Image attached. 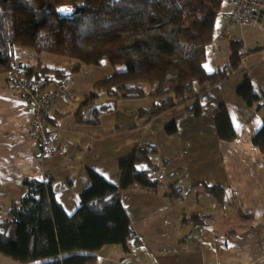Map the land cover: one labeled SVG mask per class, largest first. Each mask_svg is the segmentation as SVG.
<instances>
[{"label": "trees", "instance_id": "1", "mask_svg": "<svg viewBox=\"0 0 264 264\" xmlns=\"http://www.w3.org/2000/svg\"><path fill=\"white\" fill-rule=\"evenodd\" d=\"M67 7L69 13H65ZM232 9L233 0H0V75L9 80V73L18 67L25 81L39 84L36 93L52 94L74 74L108 61L114 72L97 79L92 90L79 95L81 101L74 113L80 121L99 117L121 99L145 98L153 100L152 106L140 107L141 115L151 119L182 105L199 117L204 109L203 93L237 72L244 75L237 94L253 104L260 94L243 67L242 41L231 40L227 63H209L217 25L221 19H230ZM17 47L60 55L70 65L67 69L54 67L41 58L34 63L17 61ZM52 83L55 86L48 88ZM73 87L74 79L70 90L74 91ZM104 95L110 99L107 107L102 105ZM69 101L60 98L52 104ZM52 104L39 112L38 121L32 110L31 127L35 134L41 122L57 147L56 122L48 116ZM214 124L219 139L237 137L224 103ZM165 129L168 135L175 134L177 121L172 119ZM34 139L42 155L43 140ZM253 143L264 153V124ZM156 153L155 145L137 143L131 154L119 161L118 184L89 167L90 184L81 190L80 205L72 213L58 199L59 183L52 176L46 180L26 178L27 192L0 219V253L20 264H90L106 245H121L129 253L141 240L122 192L135 186L149 191L161 187L163 179L152 175V170L159 168ZM170 187L172 194H181L176 183ZM209 188L218 200H225L223 185Z\"/></svg>", "mask_w": 264, "mask_h": 264}, {"label": "crops", "instance_id": "2", "mask_svg": "<svg viewBox=\"0 0 264 264\" xmlns=\"http://www.w3.org/2000/svg\"><path fill=\"white\" fill-rule=\"evenodd\" d=\"M226 19L219 21V34L209 49L212 66L223 65L230 58V51L223 54L218 45L224 31L231 35L230 41L243 43ZM255 32L248 38L251 55L243 61L254 90L260 94L253 104L237 94L244 76L239 72L203 93L201 116H195L186 105L176 108L175 134L168 135L159 119L141 115L140 120L146 117L143 127L135 118L122 130L111 125V136L126 131L127 141L108 135L104 141L100 116L80 121L74 113L76 104L58 102L48 116L56 122V150L60 152L45 160L34 139L29 101L1 74L0 219L27 192L26 178L46 180L52 176L59 183L58 199L69 213L74 212L80 205L81 190L90 184L89 167L118 184L120 159L130 155L137 143L147 142L157 148L154 158L165 172L163 184L157 191L135 186L122 192L141 243L129 253L121 245H106L90 264H264V153L253 143L264 124V32ZM16 60L36 62L18 58L17 52ZM136 101H126L133 105L128 110H136L134 105L152 106L151 102ZM223 103L238 132L232 141L216 135L214 117ZM170 183L181 187V194H172ZM215 184L224 186L225 200H218L210 191L209 186ZM0 264L20 263L0 253Z\"/></svg>", "mask_w": 264, "mask_h": 264}, {"label": "rangeland", "instance_id": "3", "mask_svg": "<svg viewBox=\"0 0 264 264\" xmlns=\"http://www.w3.org/2000/svg\"><path fill=\"white\" fill-rule=\"evenodd\" d=\"M225 7H229L228 3L225 2L224 4ZM71 9V8H70ZM66 11L69 10V7L65 8ZM226 24L229 25V28H231L233 25V32L234 34L238 37L243 39V44H244V50H245V56H249L251 55V51H250V46L248 43V38L250 37V35L256 33L255 31H262L261 29L258 28H246V27H242L239 24H235L232 21H230L229 18H227L226 20ZM264 32V31H262ZM219 34V33H218ZM221 34V33H220ZM224 38H219L218 40V45H220L223 48V54L225 52H229L231 51V46H230V36H228V34L226 33V31H224V34L222 35ZM16 52H17V56L18 58H30L33 59L35 61L39 60L40 58L42 60H44L45 62H47L49 65L54 66V67H59V68H67L70 64H69V60L67 58H64L60 55L57 54H53V53H48V52H44V53H39L36 52L33 49H29V48H24V47H17L16 48ZM25 53V56H24ZM264 54V51L262 52L261 55ZM228 56L229 55H225ZM224 57V55H223ZM114 72L113 67L111 66V64L108 61H104L102 63V65L100 66H91L89 68H86L85 70L80 71L79 73H76L73 75V79H74V87L75 90L72 92L73 94H75V96L72 98L71 96L67 95L68 99L70 100L69 102H72L73 104H76L77 106L80 104V94H82L81 92H83L84 90H88V89H93L95 81L99 78H104L106 76L111 75ZM239 73V72H237ZM236 73V74H237ZM258 75V74H255ZM11 79H9L10 81ZM12 81V80H11ZM73 81H70V83H72ZM88 83L91 84V87L88 86ZM61 87L60 89L55 92V96L50 97L49 95H44V97L46 98V101L49 103H54L55 100L60 99V97L62 95L61 91ZM72 91V90H71ZM80 93V94H79ZM58 97V98H56ZM56 98V99H55ZM102 101H105L103 105V107H107L109 104V100L108 98L102 97L101 99ZM112 101V100H111ZM126 99H121L119 100L114 108H107V110H104L103 113H100V117L103 123V139L104 141H107L109 138H106L105 136H110L111 139H116L118 138L119 140H124L127 141L128 139V133L126 131H121L119 132V136L117 137H112L111 136V132H113L110 127L112 125L113 128H118L120 130L127 128L126 125L133 123L134 121L137 122V124L140 125V127H143L145 125V120L146 117H144L143 119L140 120L141 117V109L140 107L137 108V105H134V108L136 110H128L130 108H132L133 105H131L130 103L126 102ZM152 102L153 100L151 98H145V99H140L137 100L135 103H140V104H144V102ZM68 102V103H69ZM128 104V106H127ZM54 107V104H52ZM140 106V105H138ZM101 107V106H99ZM100 110V109H99ZM98 112V110H97ZM94 117H98L96 115H93ZM36 120H38L39 118H41V113L35 116ZM131 118H135L134 121H131ZM172 119H176L175 117V113L174 110L170 111L168 113H166L165 115H163L161 118H159L160 122H163L162 124V128L165 129V125L167 123H169ZM115 123V124H114ZM122 126H125L124 128ZM42 127V126H41ZM38 127V128H41ZM49 131H52V128L49 129ZM141 130H138L137 132L139 133ZM88 149V147H87ZM192 151V150H190ZM195 151V150H194ZM57 153L60 151H56ZM56 152H54L53 154H56ZM199 154V153H198ZM42 159L45 160L44 157H42ZM160 168V167H159ZM206 168H203L201 170H205ZM161 180V179H160Z\"/></svg>", "mask_w": 264, "mask_h": 264}, {"label": "built area", "instance_id": "4", "mask_svg": "<svg viewBox=\"0 0 264 264\" xmlns=\"http://www.w3.org/2000/svg\"><path fill=\"white\" fill-rule=\"evenodd\" d=\"M69 12L70 11H67L65 13ZM230 19L242 27L258 28L264 31V0H233V9L231 11ZM20 73L21 69H19L18 67H14V70L9 73V77L12 80V85L15 83V88L29 101L31 109L37 112V114H34L35 116L40 114L39 112L44 109L46 104H50L46 101L44 95H49L50 97H53L55 96V92H57L61 87L62 89L60 92H62V95L58 97L64 99L68 98L66 97L67 95L71 96L72 98L75 96V94L72 93L73 91L70 90L71 85H73V82L70 83V81H73L72 78L61 83L57 91H54L52 94L44 93L42 95H39L35 92L39 84L35 82L32 83L25 81V79L20 76ZM41 126V122L38 123L35 136L43 140L44 148L42 157L46 158L57 150L56 146L54 145L53 139L47 133L48 131H45L44 127ZM152 175L155 178L161 180L165 178V172L161 168H154L152 170Z\"/></svg>", "mask_w": 264, "mask_h": 264}]
</instances>
